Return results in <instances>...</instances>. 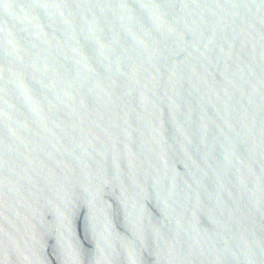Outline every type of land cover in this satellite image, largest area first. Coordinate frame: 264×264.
<instances>
[{
    "label": "water",
    "instance_id": "obj_1",
    "mask_svg": "<svg viewBox=\"0 0 264 264\" xmlns=\"http://www.w3.org/2000/svg\"><path fill=\"white\" fill-rule=\"evenodd\" d=\"M0 264H264V0H0Z\"/></svg>",
    "mask_w": 264,
    "mask_h": 264
}]
</instances>
